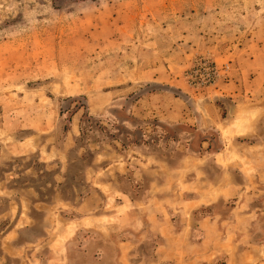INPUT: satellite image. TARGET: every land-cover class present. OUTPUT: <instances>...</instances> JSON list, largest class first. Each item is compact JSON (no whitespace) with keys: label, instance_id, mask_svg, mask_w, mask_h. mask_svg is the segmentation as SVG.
<instances>
[{"label":"rangeland","instance_id":"374dc122","mask_svg":"<svg viewBox=\"0 0 264 264\" xmlns=\"http://www.w3.org/2000/svg\"><path fill=\"white\" fill-rule=\"evenodd\" d=\"M0 264H264V0H0Z\"/></svg>","mask_w":264,"mask_h":264},{"label":"built area","instance_id":"2783aa9c","mask_svg":"<svg viewBox=\"0 0 264 264\" xmlns=\"http://www.w3.org/2000/svg\"><path fill=\"white\" fill-rule=\"evenodd\" d=\"M217 74V70L214 66L209 65L208 68L206 69L205 72V80L206 82H209L210 79H212L213 77H215V75ZM203 82V80H202Z\"/></svg>","mask_w":264,"mask_h":264},{"label":"bare ground","instance_id":"6f19581e","mask_svg":"<svg viewBox=\"0 0 264 264\" xmlns=\"http://www.w3.org/2000/svg\"><path fill=\"white\" fill-rule=\"evenodd\" d=\"M235 126H236V129H238L239 133H242V131H243L242 126H241V125H237V124H236ZM228 132L232 133L233 130H232V132H231V129H228Z\"/></svg>","mask_w":264,"mask_h":264}]
</instances>
